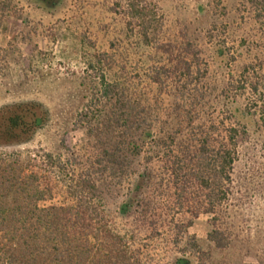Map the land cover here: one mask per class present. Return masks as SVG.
I'll list each match as a JSON object with an SVG mask.
<instances>
[{
  "label": "rangeland",
  "instance_id": "obj_1",
  "mask_svg": "<svg viewBox=\"0 0 264 264\" xmlns=\"http://www.w3.org/2000/svg\"><path fill=\"white\" fill-rule=\"evenodd\" d=\"M139 1L153 11L147 43L131 0H0V106L49 112L29 142L2 150L53 187L44 204L59 203L63 181L117 141L111 119L129 117L134 137L149 134L124 172L103 177L113 228L155 264H264V0ZM232 129L226 180L198 149L206 140L213 153ZM214 229L222 250L208 241Z\"/></svg>",
  "mask_w": 264,
  "mask_h": 264
},
{
  "label": "trees",
  "instance_id": "obj_2",
  "mask_svg": "<svg viewBox=\"0 0 264 264\" xmlns=\"http://www.w3.org/2000/svg\"><path fill=\"white\" fill-rule=\"evenodd\" d=\"M127 7L130 17L142 28L143 40L147 43L150 25L147 17L153 15L152 6L131 0ZM106 88V94L114 92L112 86L106 85ZM258 113L264 124L263 102ZM48 121L49 112L38 101L0 106V264H155L149 249L136 243L133 234H120L113 228L100 196L103 177L113 176L117 170L124 172L123 163L129 155L139 154L142 144L137 142L146 138L149 131L142 130L134 137L129 117L112 118L111 122L116 124L112 128L119 130L112 149L98 156L96 168L73 173L63 181L60 189L67 196L61 202L44 204L47 196H52L53 187L43 182L36 172L25 171L17 159H11L13 154L2 148L29 142ZM140 128L139 124L134 127L135 131ZM230 132L228 141L213 153L209 154L206 140L199 142L198 149L200 156L212 160L215 174L226 180L237 158L238 135L234 129ZM172 171L177 175V170ZM140 189L137 184L133 192L137 194ZM136 194L135 201L139 204ZM128 206H132L130 201L120 205L121 216H125ZM207 238L214 249L222 250L226 246L225 237L216 229ZM194 248L197 254L202 252L197 244ZM169 264L190 262L177 257Z\"/></svg>",
  "mask_w": 264,
  "mask_h": 264
},
{
  "label": "flooded vegetation",
  "instance_id": "obj_3",
  "mask_svg": "<svg viewBox=\"0 0 264 264\" xmlns=\"http://www.w3.org/2000/svg\"><path fill=\"white\" fill-rule=\"evenodd\" d=\"M39 1H43V2H47V4H49V0H39Z\"/></svg>",
  "mask_w": 264,
  "mask_h": 264
}]
</instances>
